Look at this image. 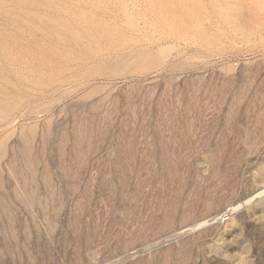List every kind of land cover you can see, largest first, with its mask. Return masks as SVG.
<instances>
[{"label":"rangeland","instance_id":"374dc122","mask_svg":"<svg viewBox=\"0 0 264 264\" xmlns=\"http://www.w3.org/2000/svg\"><path fill=\"white\" fill-rule=\"evenodd\" d=\"M0 264H264V0H0Z\"/></svg>","mask_w":264,"mask_h":264}]
</instances>
